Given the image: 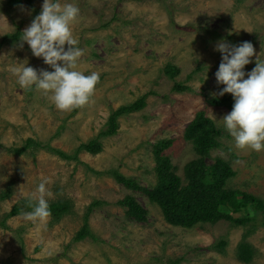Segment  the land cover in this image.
<instances>
[{"label":"rangeland","instance_id":"374dc122","mask_svg":"<svg viewBox=\"0 0 264 264\" xmlns=\"http://www.w3.org/2000/svg\"><path fill=\"white\" fill-rule=\"evenodd\" d=\"M76 3L80 13L72 24L83 55L77 70L100 74L89 102L57 110L49 95L35 86L22 88L14 69L23 61L37 70L53 71L34 57L22 32L41 11L43 0H0V222L15 206L21 213L0 227V264H244L236 258L245 240L256 255L250 264H264V222L246 226L221 221L191 229L166 223L158 206L144 193L125 188L107 173H117L142 188L156 184L153 146L172 140L164 154L184 181V167L197 159L184 132L198 112L220 131V147L205 159L226 161L236 175L227 188L252 194L264 202V150L237 148L219 121L231 111L208 101L221 97L215 73L221 56L214 50L221 38L238 45L251 42L255 60L264 61V0H60ZM21 5L24 6L23 10ZM67 45L65 48L67 49ZM258 56V57H257ZM167 68L177 69L173 78ZM246 78V77H245ZM176 84L188 87L175 92ZM146 96V107L118 120L113 137L101 139L102 152L78 154L64 161L44 147L72 155L105 128L111 113ZM216 119H214V118ZM36 143L22 155L14 149ZM47 179L49 203L68 201L71 211L58 220L27 221L22 201L35 203L39 183ZM185 184V183H184ZM131 196L147 212L144 222L129 219L118 202ZM99 203L88 224L96 240L74 242L83 216ZM243 214L235 215L242 217ZM224 254L209 247L220 239ZM22 241V244L20 243Z\"/></svg>","mask_w":264,"mask_h":264},{"label":"trees","instance_id":"16d2710c","mask_svg":"<svg viewBox=\"0 0 264 264\" xmlns=\"http://www.w3.org/2000/svg\"><path fill=\"white\" fill-rule=\"evenodd\" d=\"M11 3L18 5L21 0H11ZM15 38H17V33L6 35L0 42V46L8 39ZM178 72L173 68L165 70L166 75L171 78L177 76ZM173 90L182 93L188 91L189 88L176 84ZM145 100L146 96H143L135 102L113 111L105 128L95 138L82 143L72 155L49 147L44 148L64 161H77L80 152L97 155L102 152L101 139L116 135L119 128L118 120L143 110L146 107ZM208 103L213 107H223L231 111L234 101L231 94H225L210 99ZM219 137L220 131L213 120L206 117L204 112H198L184 132V140L192 144L197 155L196 160L189 162L184 167V181L176 175L170 158L164 154L165 149L173 144L172 140H162L153 146L156 184L152 188H142L133 180L126 179L117 173H107L106 175L112 174L116 182L127 189L144 193L151 204L160 208L164 221L174 227L191 229L198 225L216 224L221 221L230 222L235 226H246L260 216L264 221V202L262 200L247 192L227 188L228 182L236 175L232 167L226 161L218 158L213 164L205 162L210 153L220 147ZM32 145L36 146V143L27 140L24 147L14 149V153L22 155ZM5 197L6 195L2 193L0 199H5ZM22 204L27 211H31V205L34 202L24 200ZM98 205L99 203L93 202L87 208V212L83 216V227L77 232L74 242L86 238L96 240V237L91 233L88 220L93 209ZM117 205L126 209L125 214L129 219L137 222L146 220L147 212L137 204L133 197L127 196ZM49 206L50 217L54 221L60 220L63 215L71 211L68 201H56L49 203ZM20 213V207L15 206L6 216V220ZM239 214H243L242 217L235 216ZM6 220L0 222V227L8 230ZM262 223L264 224V222ZM245 238L236 248V258L241 263L250 264L256 255V250ZM20 243L22 244V241ZM227 245L226 239L222 238L213 243L209 249L224 254ZM172 264H177V262Z\"/></svg>","mask_w":264,"mask_h":264},{"label":"clouds","instance_id":"9594fccd","mask_svg":"<svg viewBox=\"0 0 264 264\" xmlns=\"http://www.w3.org/2000/svg\"><path fill=\"white\" fill-rule=\"evenodd\" d=\"M20 7L23 10L24 6ZM79 13L74 2L62 4L60 0H43L40 13L22 32L19 46L26 43L32 55L42 58L53 71L27 66V60L14 69L22 88L35 86L50 94L52 104L61 111L86 105L100 79L96 71L86 75L77 70L83 53L73 35L72 24ZM214 50L221 56L215 79L218 85L224 86L218 95L231 94L234 101L231 112L219 121L223 122L237 148L260 152L264 150V61L256 58L255 67L250 72L244 71L255 55L254 46L248 41L234 45L221 38ZM47 183L44 179L37 186L32 210L22 213L25 220L45 221L51 216L45 198L51 195Z\"/></svg>","mask_w":264,"mask_h":264}]
</instances>
